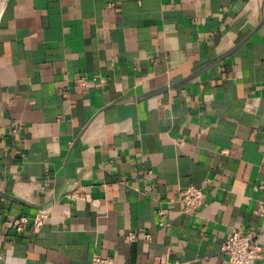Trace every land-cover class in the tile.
<instances>
[{
  "label": "crops",
  "instance_id": "obj_1",
  "mask_svg": "<svg viewBox=\"0 0 264 264\" xmlns=\"http://www.w3.org/2000/svg\"><path fill=\"white\" fill-rule=\"evenodd\" d=\"M263 204L264 0H0V264H228Z\"/></svg>",
  "mask_w": 264,
  "mask_h": 264
},
{
  "label": "built area",
  "instance_id": "obj_2",
  "mask_svg": "<svg viewBox=\"0 0 264 264\" xmlns=\"http://www.w3.org/2000/svg\"><path fill=\"white\" fill-rule=\"evenodd\" d=\"M77 81L86 85V81L82 78ZM68 197L72 200H80L85 198V194L81 189H74L68 193ZM179 202L183 207V212L188 215L198 214L207 203V194L201 187L188 186L180 190ZM264 213V204L259 208ZM160 223L166 224L167 212L160 210ZM49 217L48 209H40L33 216H20L14 221V225L18 232H22L25 226L31 224L33 231H38L46 223ZM133 238L134 235L131 234ZM221 252L224 254L228 264H264V247L261 241V233L256 231H243L240 228H234L232 233L227 236L221 245ZM91 264H114V260L110 256L95 254ZM154 264H185L181 261H170L168 256H158Z\"/></svg>",
  "mask_w": 264,
  "mask_h": 264
}]
</instances>
